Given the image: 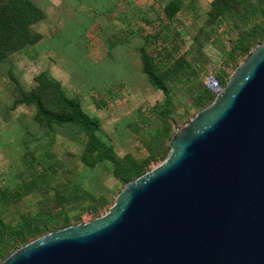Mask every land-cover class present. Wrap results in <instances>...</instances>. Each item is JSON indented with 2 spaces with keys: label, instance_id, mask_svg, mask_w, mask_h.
Returning a JSON list of instances; mask_svg holds the SVG:
<instances>
[{
  "label": "trees",
  "instance_id": "16d2710c",
  "mask_svg": "<svg viewBox=\"0 0 264 264\" xmlns=\"http://www.w3.org/2000/svg\"><path fill=\"white\" fill-rule=\"evenodd\" d=\"M192 2L167 0L163 4L162 0H152L146 7L137 6L136 15L130 16L129 35L142 39L137 47L142 71L164 95L161 101L139 109L140 122L134 125L144 133L142 141L148 153L137 156L132 152L121 155L112 137L104 132L101 120L90 116L80 100L68 95L49 71L40 72L31 88L21 83L9 57L44 37L36 25L46 20L47 14L34 0H0V63L10 64L7 74L13 96L7 111L20 105L34 107V121L44 132L28 133L23 170L15 185L0 181V262L44 234L100 216V209L87 203L108 200L106 176L115 177L125 186L167 157L169 141L180 124L177 110L190 102L198 112L216 97L204 83L211 72L205 69L211 62L204 51L207 44L221 52L225 67L235 70L264 41V0H212L193 47L181 50L182 30L177 25L193 8ZM215 74L225 86L229 75L225 68ZM58 132L84 137L78 164L63 165V157L54 151ZM26 192L40 194L41 208L24 210L18 218L7 219L3 211ZM50 204L53 209H43Z\"/></svg>",
  "mask_w": 264,
  "mask_h": 264
},
{
  "label": "water",
  "instance_id": "95a60500",
  "mask_svg": "<svg viewBox=\"0 0 264 264\" xmlns=\"http://www.w3.org/2000/svg\"><path fill=\"white\" fill-rule=\"evenodd\" d=\"M104 215L0 264H264V41Z\"/></svg>",
  "mask_w": 264,
  "mask_h": 264
},
{
  "label": "rangeland",
  "instance_id": "374dc122",
  "mask_svg": "<svg viewBox=\"0 0 264 264\" xmlns=\"http://www.w3.org/2000/svg\"><path fill=\"white\" fill-rule=\"evenodd\" d=\"M162 1L164 4L167 0ZM193 1V8L183 14V23L177 25L182 30L181 50L193 47L194 37L206 20L212 0ZM34 2L47 14L46 20L36 25L44 37L37 44L10 55L9 59L18 79L26 88H31L40 72L49 71L61 81L68 95L80 100L83 109L90 116L101 120L104 132L112 137V142L121 155L127 152L137 156L147 155V148L142 141L144 133L135 128L134 124L140 122L139 109L161 101L164 95L161 90L152 86L143 73L137 51L142 39L129 35L127 27L130 25V16L136 12L135 8L140 5L146 7L152 0ZM204 51L211 61L205 66L207 71L218 73L221 68H225L231 75L234 71L232 66L225 67L221 61L222 54L214 45L207 44ZM9 66L6 62L0 63V181L3 185L13 186L18 181L19 172L23 170L22 154L26 151L24 141L30 137L28 133L44 132L34 121V107L20 105L15 110L7 111L13 98L7 74ZM203 78L204 75L201 74L202 82ZM185 98L182 100L184 104ZM196 114L197 110L190 106V102H186L184 107L177 110L176 116L180 119V124L175 127V131L178 127L185 126L189 121H184ZM58 133L54 151L63 157V165L78 164L84 137ZM69 153L76 157L68 155ZM105 183L110 188L108 200L87 203L90 207L100 209V216L108 212L125 187L113 176H106ZM39 199L40 194L26 192L15 198V202L3 213L7 219H15L21 211L35 212L41 208ZM48 208L53 209L51 204L43 207Z\"/></svg>",
  "mask_w": 264,
  "mask_h": 264
},
{
  "label": "built area",
  "instance_id": "2783aa9c",
  "mask_svg": "<svg viewBox=\"0 0 264 264\" xmlns=\"http://www.w3.org/2000/svg\"><path fill=\"white\" fill-rule=\"evenodd\" d=\"M204 83L206 87L215 95H218L224 88L219 78L214 72H209L205 78Z\"/></svg>",
  "mask_w": 264,
  "mask_h": 264
}]
</instances>
